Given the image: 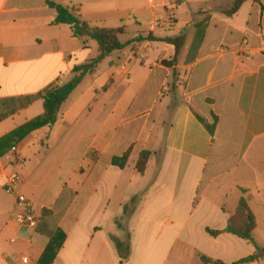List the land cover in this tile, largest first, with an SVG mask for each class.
Listing matches in <instances>:
<instances>
[{"label": "crops", "instance_id": "0c3cea01", "mask_svg": "<svg viewBox=\"0 0 264 264\" xmlns=\"http://www.w3.org/2000/svg\"><path fill=\"white\" fill-rule=\"evenodd\" d=\"M231 1L0 0V142L43 114L38 94L98 55L94 42L52 25L48 3L90 28L144 39L86 76L53 128L0 144V264H38L54 239L61 246L51 264H234L253 245L206 230L223 231L240 199L264 248V0L227 18ZM181 35L176 51L168 41ZM127 152L125 169L111 165ZM143 152L150 157L139 174ZM11 173L36 230L13 219L20 209L3 189ZM111 206L121 217L99 220ZM113 238L128 247L122 263Z\"/></svg>", "mask_w": 264, "mask_h": 264}, {"label": "trees", "instance_id": "16d2710c", "mask_svg": "<svg viewBox=\"0 0 264 264\" xmlns=\"http://www.w3.org/2000/svg\"><path fill=\"white\" fill-rule=\"evenodd\" d=\"M246 2L257 3L258 0H232L230 4L222 11V14L229 18L235 15L241 6ZM47 6L55 11L56 17L52 22V25H64L70 30L73 38L80 40L85 45L88 41H92L97 45L98 55L88 61L87 63L74 68L72 78L66 84L61 86H54L53 88L42 92L37 95L43 103V114L30 121L25 125L9 134L3 141L0 142L8 144V146L15 145L30 133L41 130L43 128L51 129L60 120L61 107L68 100L74 90L81 84L86 76L92 75L101 62L107 58L113 52L121 51L133 44L144 41L142 37H136L126 43H120L118 37L123 35V30H105V29H93L87 24L81 21L80 16L74 13L73 10L65 8L55 3H48ZM184 40V36H179L175 39L169 40L176 51L181 47ZM199 121H203L199 118ZM204 124V123H203ZM205 125V124H204ZM206 130L210 135L213 134L214 125H205ZM150 157L148 152H143L138 161L136 162V171L139 174H143L146 169L147 161ZM129 159V152L125 153L121 158H114L111 161V165L119 170H123L127 167ZM138 198H133L130 203L123 208V215L127 216L131 211L135 209ZM116 226L121 229V225L117 222ZM256 223L255 218L248 207L245 199H240L236 207V211L233 217L227 221V226L223 231H210L206 230L207 234L212 237H217L221 234H231L243 241H247L253 245L255 252L252 256L242 259L234 264H249L258 262L264 259V248L258 247L252 237L255 230ZM116 250L119 255L120 262H124L128 257V247L125 243L119 242L117 239H112ZM61 246L60 240H52L45 248L43 255L41 256L38 264H51L56 256L58 249ZM203 261L211 263L210 260L202 258ZM221 264L220 262H216Z\"/></svg>", "mask_w": 264, "mask_h": 264}, {"label": "built area", "instance_id": "2783aa9c", "mask_svg": "<svg viewBox=\"0 0 264 264\" xmlns=\"http://www.w3.org/2000/svg\"><path fill=\"white\" fill-rule=\"evenodd\" d=\"M245 47V46H244ZM139 60L144 59V54L136 53L135 54ZM243 56L247 59L248 52H244ZM12 153L16 152V148H13ZM3 189L6 194L15 196L16 206L20 209V214L14 215L13 219L20 225L30 229L36 230L37 228V219L34 216L31 204L27 199L20 194L21 189V179L16 173H11L5 177V183ZM24 260L23 262H26Z\"/></svg>", "mask_w": 264, "mask_h": 264}, {"label": "rangeland", "instance_id": "374dc122", "mask_svg": "<svg viewBox=\"0 0 264 264\" xmlns=\"http://www.w3.org/2000/svg\"><path fill=\"white\" fill-rule=\"evenodd\" d=\"M133 37V35H132V33H127V34H124V35H121V36H119L118 37V39H119V42L120 43H126L128 40H130L131 38ZM103 66V65H102ZM104 68L102 67L101 68V70H103ZM121 211V210H120ZM235 211H236V209H235ZM235 211H234V213H232V214H230L229 215V219L231 218V217H233L234 216V214H235ZM133 213V211H131L129 214H128V216L130 215V214H132ZM119 217H121V214H120V212H119V210H118V208H115V207H113V206H111V207H109V209L107 210V212L105 213V215L104 216H102L99 220H105L106 222H109L108 220H114L115 218H119ZM228 219V220H229ZM123 220H126V219H120V221H117L120 225H121V229H123V224H124V221ZM203 220H191L190 221V224H196L197 222H202ZM107 226V223H105L104 224V228ZM254 239L257 241V243L259 242V236H257V235H254Z\"/></svg>", "mask_w": 264, "mask_h": 264}]
</instances>
